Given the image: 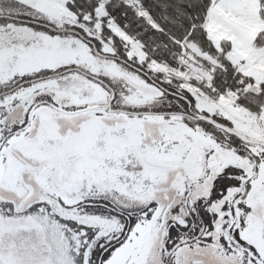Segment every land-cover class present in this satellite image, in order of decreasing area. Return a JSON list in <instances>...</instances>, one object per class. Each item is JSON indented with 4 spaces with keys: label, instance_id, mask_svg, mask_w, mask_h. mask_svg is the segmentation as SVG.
I'll list each match as a JSON object with an SVG mask.
<instances>
[{
    "label": "snow or ice",
    "instance_id": "1",
    "mask_svg": "<svg viewBox=\"0 0 264 264\" xmlns=\"http://www.w3.org/2000/svg\"><path fill=\"white\" fill-rule=\"evenodd\" d=\"M0 264H264V0H0Z\"/></svg>",
    "mask_w": 264,
    "mask_h": 264
}]
</instances>
